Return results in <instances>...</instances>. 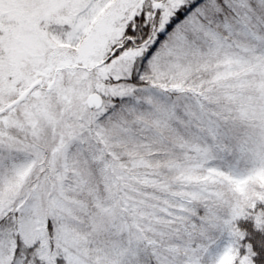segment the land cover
<instances>
[{
  "label": "snow or ice",
  "instance_id": "6c2138e0",
  "mask_svg": "<svg viewBox=\"0 0 264 264\" xmlns=\"http://www.w3.org/2000/svg\"><path fill=\"white\" fill-rule=\"evenodd\" d=\"M0 264H264V0H0Z\"/></svg>",
  "mask_w": 264,
  "mask_h": 264
}]
</instances>
